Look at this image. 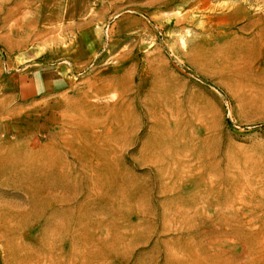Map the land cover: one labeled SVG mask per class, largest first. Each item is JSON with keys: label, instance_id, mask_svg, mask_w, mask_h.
<instances>
[{"label": "rangeland", "instance_id": "374dc122", "mask_svg": "<svg viewBox=\"0 0 264 264\" xmlns=\"http://www.w3.org/2000/svg\"><path fill=\"white\" fill-rule=\"evenodd\" d=\"M0 264H264V0H0Z\"/></svg>", "mask_w": 264, "mask_h": 264}]
</instances>
